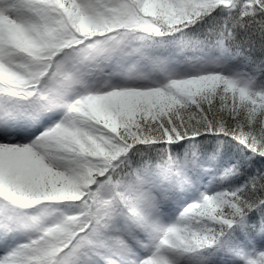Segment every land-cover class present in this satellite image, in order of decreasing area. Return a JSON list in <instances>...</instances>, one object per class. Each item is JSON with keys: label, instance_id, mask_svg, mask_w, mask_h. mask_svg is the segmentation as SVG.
<instances>
[{"label": "snow or ice", "instance_id": "1", "mask_svg": "<svg viewBox=\"0 0 264 264\" xmlns=\"http://www.w3.org/2000/svg\"><path fill=\"white\" fill-rule=\"evenodd\" d=\"M0 264H264V0H0Z\"/></svg>", "mask_w": 264, "mask_h": 264}]
</instances>
